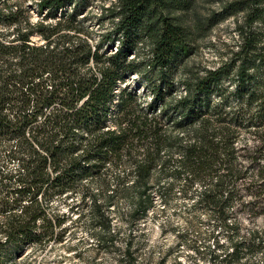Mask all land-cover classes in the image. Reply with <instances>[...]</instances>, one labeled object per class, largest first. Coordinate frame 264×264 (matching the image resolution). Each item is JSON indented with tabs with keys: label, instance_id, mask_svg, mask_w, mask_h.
<instances>
[{
	"label": "trees",
	"instance_id": "16d2710c",
	"mask_svg": "<svg viewBox=\"0 0 264 264\" xmlns=\"http://www.w3.org/2000/svg\"><path fill=\"white\" fill-rule=\"evenodd\" d=\"M197 1L117 0L93 44L77 0H40L36 22L23 0H0V258L62 242L60 204L74 196L101 247L115 244L121 199L136 222L158 200L184 199L187 219L201 211L229 240H214L210 264H264V237L244 233L236 212L264 206V0L222 1L204 17ZM230 18L227 57L188 69L198 41ZM147 70L142 104L128 79ZM126 246L118 264H140Z\"/></svg>",
	"mask_w": 264,
	"mask_h": 264
},
{
	"label": "rangeland",
	"instance_id": "374dc122",
	"mask_svg": "<svg viewBox=\"0 0 264 264\" xmlns=\"http://www.w3.org/2000/svg\"><path fill=\"white\" fill-rule=\"evenodd\" d=\"M222 1L227 0H198L195 13L204 17L212 11L220 10ZM23 2L32 20L36 22L42 19L43 16L38 12L40 0ZM116 2L117 0H77L79 18L91 29V43H99L101 37H106L111 31L114 22L109 14L103 15L102 11ZM71 8L75 9L74 5ZM236 35L234 18L220 22L198 41L196 53L188 59L186 66L188 69L218 66L235 45ZM34 40L39 41L40 37L35 36ZM116 46L118 43L110 46L109 50L115 51ZM146 53L141 50L140 58H144ZM174 74L177 78L181 77L177 70ZM152 77L153 73L147 70L142 74H133L128 79L130 88L138 93L142 104L151 101L148 82ZM77 199L71 196L60 204V211L69 217L64 225L67 234L62 242H51L46 250L29 246L21 254L8 253L9 255L0 258V264H118L127 249L126 244L131 247V252L140 264H210L214 240L220 239L226 245L229 243L221 233L223 230L205 213L196 211L187 219L184 199L170 205L158 200L157 206L150 209L138 222L131 217L130 205L121 199L111 211L115 244L110 243L108 248H104L92 236L94 229L88 219L86 205L81 202V198ZM253 207H257L260 214L252 215ZM263 208L261 203L256 202L246 208L236 207L244 233L248 230L260 231L264 237Z\"/></svg>",
	"mask_w": 264,
	"mask_h": 264
}]
</instances>
